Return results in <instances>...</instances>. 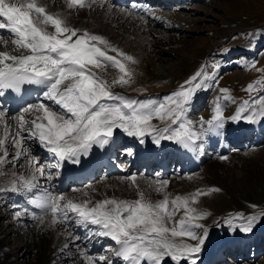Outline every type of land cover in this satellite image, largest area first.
Masks as SVG:
<instances>
[{"label": "snow or ice", "instance_id": "snow-or-ice-1", "mask_svg": "<svg viewBox=\"0 0 264 264\" xmlns=\"http://www.w3.org/2000/svg\"><path fill=\"white\" fill-rule=\"evenodd\" d=\"M62 2L68 12L76 13L105 9L107 5V0ZM107 11H111L110 5ZM0 18V30L7 32L0 31V48L4 49L0 50V96L7 92L20 95L25 86H34L41 97L15 116L0 109V177L6 175L7 165L12 166L10 178L0 185V194L25 197L32 209L25 207L15 215H30L42 229L62 226L69 241L80 239L68 230L70 223L89 229L91 235L113 242L114 247L108 250L122 264H197V255L208 236L201 221L211 213L196 205L201 197L221 189H197L170 199L166 191L170 181L158 180L150 186L163 198L153 202L132 175L124 179L131 181L137 199L109 197L94 201L87 191L79 197L55 193L41 180L50 183L59 176L64 162L80 164L81 157H87L94 146L103 149L112 144L117 129L141 145L148 137L156 146L172 141L187 151L202 152L198 142L220 135L228 120L249 124L264 121V95H259L264 91V68H257L256 63L249 65L261 78L247 86L249 99L240 102L231 117H225L224 112L228 104L237 102L225 88L212 102L211 117H201L194 123L189 117L194 99L199 91L216 86L219 64L201 65L163 100H138L112 89L135 82V69L129 65L139 61L105 36L73 27L65 13L49 10L47 0H0ZM109 69L117 70L111 79L106 78ZM29 142L49 154L52 163L41 164ZM126 151L132 154V149ZM18 164L27 167V174L15 171ZM237 219L243 222L235 224ZM259 219H264V212L248 217L236 214L225 223L247 233ZM69 247L65 242L61 251ZM78 251L85 264H113L107 256L97 260Z\"/></svg>", "mask_w": 264, "mask_h": 264}, {"label": "bare ground", "instance_id": "bare-ground-1", "mask_svg": "<svg viewBox=\"0 0 264 264\" xmlns=\"http://www.w3.org/2000/svg\"><path fill=\"white\" fill-rule=\"evenodd\" d=\"M110 1L112 3H107L105 9L97 8L93 12H88L86 10H83L80 11L79 13H76V12H68L62 0H55V3H53L52 0H47V2L49 3V10L53 12L65 13L68 16V22L73 27L88 29L90 32L103 35L108 40H110L114 45L122 49L124 52L136 58L140 64L138 63L133 67L138 66L139 68L144 70L146 77L152 80L157 78H163L164 75L168 74L169 72V70L166 69V72L164 71L163 74H160L155 70V68L153 69L152 61H157L162 64L163 61L166 62L172 60V59L166 60L167 58L166 59L163 58L164 55H170V56L176 55L174 51H171L172 49L171 50L168 49L169 46L173 48L177 44H180L179 40L184 39L185 35L188 34L190 31L191 32L196 31V28H198L197 25L200 21L204 22V20H200V18H198L199 14L198 13L196 14V12H198L196 9L193 10L195 14L189 16L182 14H175L174 16H172V15H166L165 13L158 14V12L151 11L147 14V16L143 18H138L137 16L131 14L128 10H126L125 6L122 5L121 3H118L113 0ZM187 1L188 3H190V8H192L197 3H202L207 5L209 2L212 3L215 0H168L169 4L166 5L165 10H167L171 6L173 8L175 6V8L181 10L183 8L182 5H185ZM109 5L111 6L110 12L107 11V7ZM154 6H157V4L156 5L154 4ZM163 6L164 4L159 7L162 8ZM153 10H155V8ZM189 17L191 19H189ZM166 24H168L167 25L169 26L168 28H165ZM155 27L164 28V34L159 35V33H156L153 29ZM0 31L4 32V34L7 35V32L5 30H0ZM151 35L158 37V40L161 42H157V43L154 42ZM157 46H158V50H155ZM9 47H11V45H9ZM0 50H4V49L0 48ZM109 54L115 55V53H109ZM206 56L207 55L205 52H202V54H200V57L202 58H205ZM176 57L178 56L176 55ZM183 61H187V60L184 57H182V62L181 65L179 66L180 73L182 74L184 73V70H187L188 68L187 64L189 62V61L188 62H183ZM116 74H117V70L109 69L106 78L111 79ZM30 88L32 94L36 96V102H37L41 98L40 90L34 86H31ZM112 91L114 93L121 94V91H116V90H112ZM203 96L205 95L203 94L201 98ZM199 102H200L199 100L197 102H194V104H196L195 105L196 107L194 106L192 107L193 111L191 110L190 112L191 115L195 114L194 108H198L200 105L203 104L202 102L200 103ZM0 109H3V105L1 104V102H0ZM5 112L7 113V111ZM9 116H13V115H9ZM28 118L31 119L30 116ZM191 120L194 123H197L199 121V119H191ZM244 123L247 122L243 120L239 122H235L236 128L237 127L238 128L234 132L233 130L228 129L230 127H228V123L226 122L225 127H227V130L224 127L222 133L218 135L220 137L219 140H216L215 142H211L210 140H208L209 137L208 136L203 138L201 141H199L198 143L202 146L203 151L208 150L209 155H202V156L196 155L194 159L184 155L183 162L181 165L183 176L180 178V174L178 173L173 174V176H175L174 177L175 181L171 183V180L173 179L172 178L170 180L169 185L166 188L167 193L170 194V199L174 198L177 195L180 196L190 195L191 193H194L197 189L207 190L210 188H219L222 190L218 193H211L207 196L201 197L200 203L196 205V207L203 210H207L211 213L210 216H208L205 220L201 221V223L208 231V236L207 239L205 240V244L203 245L201 252L197 255V257L199 258L197 264H209V263L223 264L226 261L222 262L219 258L218 259L214 258L216 252L219 249L232 247L239 253L240 251H244L245 253H248L249 248L251 246H254L252 245L254 242L264 238V219H259L254 224L252 231L247 233L239 231L238 228L233 230V228L229 227V225L225 227L224 224L226 219H228L230 216L236 215L239 211L246 210L252 215H254L256 212H260L259 210L260 208L257 207H259L264 201V186L258 183L257 181L258 179L254 180L253 179L254 177L251 178V173H248L249 171H245V173L242 176H238L239 174L235 176H229L230 174L229 170L231 169L233 170V167L235 165L238 166V164H243L246 166L247 164L252 162L253 160L245 164V161H248L247 158H249L250 156L254 157L256 155H260V156L263 155L262 159L264 161V153H262L260 150H257L251 152L250 154L243 155L241 154V152L237 151V152H231L230 155L227 156L228 159L226 161L217 158L218 152L221 153L226 152L227 145L221 139H223V137H227L225 135H227V133L229 132L228 130H230V132L232 133H236L237 138H243L244 136H246L245 133H248V131H244L247 130L245 128ZM242 127L244 130L242 129ZM259 133L261 135L260 142L264 141L263 139L264 137H262V135L264 136V128H260ZM127 137L128 136H126V134H124L119 129H117L114 135V142L112 144H114L115 142L123 143L124 139H126ZM145 139L148 144H152L150 138L146 137ZM234 140L230 141V143L234 144L235 143ZM29 143L31 145V151L33 154L36 153L41 154L40 158L42 159L40 161L45 160L46 165L52 163V158L49 156V154H47L39 146H35L36 143L34 142H29ZM161 143L167 144L166 149L168 151L173 150V153L176 151L181 152L180 147L172 141H162ZM254 143L249 144L250 148L252 145H256ZM112 144L105 146V148L103 149L94 146L92 151L87 157H81V158L85 159V162H87L88 166L97 168L98 165L100 164V161L108 155L109 153L108 151L111 150L110 146ZM258 145L260 146V144ZM35 147L37 148V150L34 149ZM252 147L254 148V146ZM125 152L128 153L127 151ZM9 154L10 155L12 154L11 150H9ZM213 158H217L216 161L214 160L215 161L214 164L206 166L201 172L198 171L201 169L204 163L208 162ZM221 161H224L225 163L221 164L222 163ZM117 162L124 163V157L119 156ZM74 166L75 164L64 162L63 168L60 170L59 176L56 177L57 178L56 181L60 182L61 180L59 179V177L61 176L62 178H65L66 174ZM248 167L249 165H247L245 168ZM138 169H139L138 166H133L130 169V173L135 175V171ZM47 170L48 169L46 168V171ZM27 171L28 169L25 166L22 167L20 171H16V172L27 174ZM165 171L168 172L167 168H165ZM11 173H12V169L10 170V172H6V175L0 177V185H3L4 182H6L10 178ZM149 173L152 174L151 171H149ZM221 174L223 176H219ZM135 176L137 177L136 182L137 184H139L140 189L144 192L146 198L150 199L153 202H156L163 198L162 194H157L153 190L154 186H150L151 182L160 180L159 179L160 174H157L155 177L156 179H152V180L150 177H146L144 175L142 176L135 175ZM124 178L126 177H122L119 179L116 178L113 180L102 178L101 184L97 186L93 185V183L88 182L85 183L81 188H77V190H80L79 192H76L73 195L70 194H65V195L68 197H79L81 196V193L83 191H87L94 201L102 200L109 197H116L121 199H130V200L137 199L136 189L131 186V181L126 180ZM169 178L167 179L168 181ZM41 184L50 187V189L53 192H56V188L52 184V181L49 183L41 180ZM86 185H90L91 187L89 189H86L85 188ZM93 189H95V191H93ZM3 195H5V193L0 194V197ZM15 201L16 202L18 201L16 204L18 205L19 208L23 209L25 207H28L30 211H32L31 206H29L26 203L25 197L17 196ZM252 205H256L257 207L253 208ZM23 217L28 221L31 220L30 215H26ZM71 224H74L76 228L74 230H69V231H71L74 235L80 237L78 241H69L66 236L65 229L62 226H56L55 228L52 229L47 228V226L43 228V231H47L50 234V238L52 242L45 249L44 259L42 264H51V263L60 264V262L58 261V258L61 257L60 255L62 254L66 255L71 259L74 255L75 256H77L78 254L80 255V251H78V249L87 252L88 255L94 256L96 259L97 257H99V252L101 251V243H99V241L100 239L104 240L105 238L93 236L91 235L89 229L82 228L76 225L75 223H70L68 225V228L72 226ZM65 242H69L70 247L68 249H64L63 251H61ZM189 242L195 243L194 241H189ZM54 245L55 248L53 250H50ZM259 245H260V241H259ZM262 248H264V243L262 244ZM73 249H77V253L74 254L72 252ZM263 250L264 249L260 250L261 252L260 255L264 254L262 252ZM252 255H253V250L251 251L249 256H245V257L243 256L242 259H238V260L233 259L231 263L252 264L253 263ZM260 255H258L257 260L259 259ZM110 260L113 261V264H122V262L115 257L114 252H112V258H110ZM226 263L230 264V262L229 263L226 262ZM80 264H85L83 258ZM103 264H107V261H104ZM260 264H264V260L260 262Z\"/></svg>", "mask_w": 264, "mask_h": 264}, {"label": "rangeland", "instance_id": "rangeland-1", "mask_svg": "<svg viewBox=\"0 0 264 264\" xmlns=\"http://www.w3.org/2000/svg\"><path fill=\"white\" fill-rule=\"evenodd\" d=\"M107 3L112 2L107 0ZM182 6L183 8L181 10L175 8V6L174 8L171 6L167 10L160 8H158L160 11L152 10L153 12H158V14L165 13L166 15L172 16L175 14H182L189 16L195 14L193 10L196 9L198 11L196 14H199L198 18L204 20V22L200 21L198 23L196 31H190L185 35L184 39L180 38V44H177L173 48L169 46L168 49H172L171 51H174L179 58L176 57V55H164L163 58H167L166 60H172L163 61L164 63L162 62V64L157 61H152L153 69L155 68L160 74H163L164 71L166 72V69H168V74H165L163 78L152 80L147 78L144 73L145 71L138 66L137 68L133 67L134 65H129L135 69V82L130 86H116L112 90L121 91V95L123 92L125 96L138 100L149 98L163 100L171 93L175 92L186 79L200 68L201 65L216 63L219 64L218 83L213 88L201 90L197 93L194 102L199 100L203 104L198 108H194L195 115H191L190 113L189 117L199 120L201 117L205 120L209 119L213 108L212 102L217 96L221 95L220 89L225 88L230 90L231 95L237 102L228 104L226 107L224 115L225 117H231L237 110L238 104L245 99H249V93L245 91L247 86L261 78L260 73L255 69H250L249 65L251 63H256L257 68H264V0H215L212 3L209 2L207 5L197 3L192 8H190V3L187 1V3ZM189 19L191 18L189 17ZM167 25L168 24L165 25V28L169 27ZM153 29L156 33H159V35L164 34V28L162 27H155ZM151 37L154 42H161L158 40V37L154 35H151ZM155 50H158V46ZM202 52L206 53L207 56L205 58H202L203 56L200 57ZM182 57L187 60L183 62L189 61L187 64L188 68L184 70L183 74L180 73L179 69ZM203 94L205 96L201 98ZM252 95L255 96L257 94L253 93ZM259 95H264V91L260 92ZM195 105L196 104L193 106L196 107ZM153 123L158 124L159 121L154 120ZM227 123L228 127H230L228 129L234 132L238 128L235 127L236 124L234 121L228 120ZM233 126L236 129H234ZM225 129L227 130V127H225ZM230 130H228L229 132L227 135L232 134ZM9 150L12 151L11 147ZM257 150L264 153V143L260 146H256V148L251 147L238 152L245 155ZM34 155L39 156L40 160L42 159L40 158V153ZM262 157L263 155L250 156L247 158L248 161H245L246 164L253 160L247 164L249 165L248 168H245L247 165L245 166L243 164H238V166L235 165L233 170H229L231 174H229V176L238 174V176H242L245 171H249L248 173H251V178L254 177V180L258 179V183L264 186V161ZM217 158L211 159V162L204 166L206 167L214 164ZM224 161H221V164H224ZM40 162L42 163V161ZM6 168L8 169L7 172H10L12 166L9 165ZM21 169L22 167L17 165L16 171H20ZM199 172L201 171L199 170ZM219 176L223 175L221 174ZM174 177L175 176L172 174L169 178V181L173 178L171 183L175 181ZM113 179L115 178H112V180ZM154 179L156 178L154 177ZM99 184H101V181L93 183L95 186ZM89 186L90 185H86L85 188L89 189ZM79 191L80 190H75L66 194L73 195ZM6 195H8V193L0 197V264H42L45 249L52 242L50 234L47 231H43V229L39 227L37 221H28L24 217H20V220H18V216L15 215L16 212L12 209L13 207L10 206L11 200L9 198L6 199ZM17 196L20 195H16V197ZM257 208H260V212H264V201ZM260 212H256L255 214ZM237 214H243L244 217L252 215L246 210L239 211ZM242 222L243 221L239 219L234 221L235 224H240ZM224 224L225 227H227L228 224ZM71 225L72 226H70L68 230H74L76 228L74 224ZM102 242L103 239H100L101 251L99 252V257L104 255L112 258V251L108 249L103 250ZM107 243L114 245L112 242ZM54 248L55 245L50 250ZM72 252L74 254L77 253V249H73ZM60 256L61 257L58 258L60 264H73V262H76L75 264H80L82 262V258L79 254L77 256L74 255L71 259L69 257H64L66 255L63 254ZM99 257H97V260ZM263 257L264 256L261 255L260 259L253 264H260V262L264 260Z\"/></svg>", "mask_w": 264, "mask_h": 264}]
</instances>
